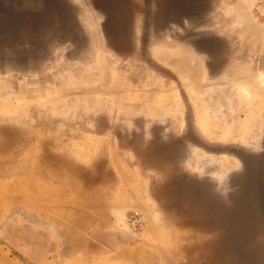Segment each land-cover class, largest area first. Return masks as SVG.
I'll use <instances>...</instances> for the list:
<instances>
[{
  "label": "rangeland",
  "instance_id": "1",
  "mask_svg": "<svg viewBox=\"0 0 264 264\" xmlns=\"http://www.w3.org/2000/svg\"><path fill=\"white\" fill-rule=\"evenodd\" d=\"M7 258L264 264V0H0Z\"/></svg>",
  "mask_w": 264,
  "mask_h": 264
},
{
  "label": "crops",
  "instance_id": "2",
  "mask_svg": "<svg viewBox=\"0 0 264 264\" xmlns=\"http://www.w3.org/2000/svg\"><path fill=\"white\" fill-rule=\"evenodd\" d=\"M142 191L140 192V196H138L137 200L132 199L130 196L125 199H114L113 206H112V213L120 215L121 213H125L126 210L131 208H140L143 209L142 211H146L144 208L147 209L148 205L151 206L152 199L149 190V184L147 182L141 181ZM4 261V263H2ZM0 264H10L9 259L7 260L0 259Z\"/></svg>",
  "mask_w": 264,
  "mask_h": 264
},
{
  "label": "built area",
  "instance_id": "3",
  "mask_svg": "<svg viewBox=\"0 0 264 264\" xmlns=\"http://www.w3.org/2000/svg\"><path fill=\"white\" fill-rule=\"evenodd\" d=\"M130 221H131L132 224L135 225V224H140L141 219L138 216V214L133 213V214L130 215Z\"/></svg>",
  "mask_w": 264,
  "mask_h": 264
},
{
  "label": "bare ground",
  "instance_id": "4",
  "mask_svg": "<svg viewBox=\"0 0 264 264\" xmlns=\"http://www.w3.org/2000/svg\"><path fill=\"white\" fill-rule=\"evenodd\" d=\"M242 88H243L244 90H246V88H245L244 86H243ZM246 171H247V169H246ZM245 193H246V192H244V194H245ZM245 195H246V194H245ZM249 197H250V196H249ZM254 198H255V197H254ZM250 199H251V198H250ZM250 201H251V200H250ZM256 202H257V199H256ZM250 203H251V202H250ZM252 204L254 205V203H252ZM253 208H254V207H253ZM253 208H252V209H253ZM253 210H254V209H253Z\"/></svg>",
  "mask_w": 264,
  "mask_h": 264
}]
</instances>
